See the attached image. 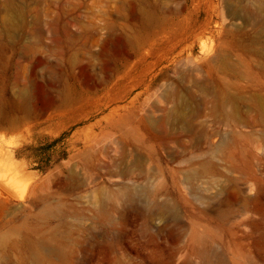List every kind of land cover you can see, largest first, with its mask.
Returning a JSON list of instances; mask_svg holds the SVG:
<instances>
[{
	"label": "rangeland",
	"instance_id": "obj_1",
	"mask_svg": "<svg viewBox=\"0 0 264 264\" xmlns=\"http://www.w3.org/2000/svg\"><path fill=\"white\" fill-rule=\"evenodd\" d=\"M260 103L264 0H0V264H264Z\"/></svg>",
	"mask_w": 264,
	"mask_h": 264
},
{
	"label": "bare ground",
	"instance_id": "obj_2",
	"mask_svg": "<svg viewBox=\"0 0 264 264\" xmlns=\"http://www.w3.org/2000/svg\"><path fill=\"white\" fill-rule=\"evenodd\" d=\"M225 61H226V65L228 67L232 65V63H231L230 59L227 57V55H226ZM195 88L199 92L205 93L206 95H211V93H212V91H210L209 89L205 88L202 85H200V86L197 85V86H195ZM182 93H183V95H182ZM182 93H181V95H179V94L176 95L177 99H176V105H175L174 113H173V115L168 116L169 120L171 119L173 121H179V122L183 121L184 122L186 119V116L183 114L182 108H183L184 104H186L187 102H190V100L193 99V96L189 92V90L183 91ZM21 95H22L21 99L23 101H29V99L31 97L30 92H27V91H24ZM220 99L222 100L221 107H223V110H225L227 112L228 116L230 118H232V117L236 118V119L239 118V114H238L239 113V109H238L239 98L236 95H232V96L231 95H225L224 97H221ZM227 106H230L232 109L230 111L227 110V109H229V108H227ZM260 106H261V108H264V105H262V103H260ZM47 111L48 110H45L43 112V116H45L47 114ZM191 122H192V120H191ZM153 125H154V123H153ZM151 127H152V125H151ZM185 130H186V128H185ZM0 178H1L0 182L4 183L6 181L4 176L0 177Z\"/></svg>",
	"mask_w": 264,
	"mask_h": 264
}]
</instances>
